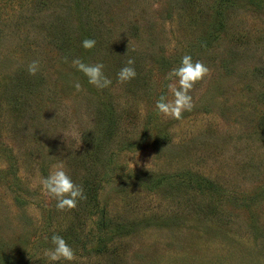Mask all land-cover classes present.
<instances>
[{
    "label": "rangeland",
    "instance_id": "rangeland-1",
    "mask_svg": "<svg viewBox=\"0 0 264 264\" xmlns=\"http://www.w3.org/2000/svg\"><path fill=\"white\" fill-rule=\"evenodd\" d=\"M185 55L210 71L166 118ZM58 165L71 210L41 184ZM0 264H264V0H0Z\"/></svg>",
    "mask_w": 264,
    "mask_h": 264
},
{
    "label": "clouds",
    "instance_id": "clouds-1",
    "mask_svg": "<svg viewBox=\"0 0 264 264\" xmlns=\"http://www.w3.org/2000/svg\"><path fill=\"white\" fill-rule=\"evenodd\" d=\"M154 7H158V5H154ZM95 44L96 41L93 39L82 41V46L86 50L94 48ZM65 62H67V58H65ZM134 63L133 59H129L127 66L121 68L117 74L119 82L124 83L135 78L136 71L132 67ZM72 65L88 78L89 84L95 86L97 89L107 88L112 83L104 75V65L101 63L86 64L81 59L76 58L72 61ZM39 69V60H33L27 66L28 73L33 76L37 74ZM209 71V68L202 62H194L190 55L183 56L180 65L168 73L167 78L171 83L167 87L172 99H168L164 95L159 97L155 105L158 114L166 118L180 120L183 112L191 111L194 103L190 92L196 83L202 81L209 74ZM74 87L77 91L81 90L79 82H76ZM149 164L146 165V168ZM41 184L46 194L56 200V208L60 211L74 209L79 200L86 199L83 187L73 182L64 170L63 165L54 166L49 175L41 179ZM51 243L53 247L45 252L49 260L59 261L63 259L72 261L75 259L74 250L61 236L54 235Z\"/></svg>",
    "mask_w": 264,
    "mask_h": 264
},
{
    "label": "trees",
    "instance_id": "trees-1",
    "mask_svg": "<svg viewBox=\"0 0 264 264\" xmlns=\"http://www.w3.org/2000/svg\"><path fill=\"white\" fill-rule=\"evenodd\" d=\"M89 190H90V191H94V190H93V189H91V188H90Z\"/></svg>",
    "mask_w": 264,
    "mask_h": 264
}]
</instances>
